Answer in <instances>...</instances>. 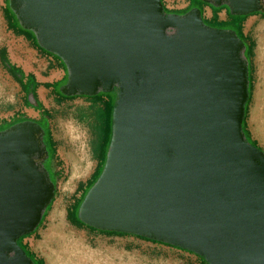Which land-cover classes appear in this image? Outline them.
Returning <instances> with one entry per match:
<instances>
[{
	"label": "water",
	"instance_id": "water-1",
	"mask_svg": "<svg viewBox=\"0 0 264 264\" xmlns=\"http://www.w3.org/2000/svg\"><path fill=\"white\" fill-rule=\"evenodd\" d=\"M232 15L262 0H203ZM20 26L58 56L67 97L118 93L103 172L79 208L97 230L179 247L209 264H264V151L246 137V44L194 7L162 0H9ZM43 127L0 130V264H35L34 233L56 184Z\"/></svg>",
	"mask_w": 264,
	"mask_h": 264
},
{
	"label": "rangeland",
	"instance_id": "rangeland-1",
	"mask_svg": "<svg viewBox=\"0 0 264 264\" xmlns=\"http://www.w3.org/2000/svg\"><path fill=\"white\" fill-rule=\"evenodd\" d=\"M7 3V0H0V50L5 48L15 63L28 64L36 72L42 73L44 81L56 83L59 74H63V69L67 74L65 64L46 55L37 49L33 42L8 28L5 16ZM163 3L171 13L180 12L177 14H184L181 12H187L191 9L189 0H163ZM211 16L212 11L206 6L203 17L210 19ZM219 16L223 21L229 20L225 10ZM243 32L249 39L256 42L254 58L248 60L252 81L250 84L252 97L248 105L246 128L251 132L252 140L257 141L259 147L264 151V141L261 142L254 137L249 124L250 111L254 106L256 90L259 86L264 87V59L261 62L260 55H256V52L259 51V44L264 38V12L249 16L243 24ZM65 80L66 76L63 82ZM117 95L116 91L107 95L111 98L113 107L117 101ZM102 100V102H97L92 97L87 96L62 100L57 97L55 91L49 90V92H44L42 95V104L51 114V119H47L38 110L27 106L21 86L9 74L5 63L0 58V128L4 127L2 130H5L16 123L28 120L36 121L44 128L48 126L56 142L57 158L60 161V166L56 161L53 165H55L57 171L62 173V178L57 181V193L55 194L54 203L44 222L38 231L25 238L23 243L28 244L30 250L39 258L44 259L47 264H50L43 243L47 238L48 227L52 225L51 214L56 206H61L64 210L61 222H64L67 230L73 231L77 239L82 238L91 249L104 251L112 249L124 253L125 261H128L131 257L133 259L132 264H205L199 255L179 247L152 243L136 238L135 235L125 237L109 236L89 230L88 227H76L69 221L68 211L78 199L76 196L78 188L82 184H87L100 162L99 150L103 139V113L106 99L103 98ZM31 102L36 105L33 97H31ZM73 131L80 135L74 136ZM108 150L109 146L107 153L105 149L103 150L102 161L104 155L107 156ZM69 155L79 159L87 157V160L83 158L84 162L82 163V166H87V170L84 175H80L75 179V183L70 188L64 189L65 183L73 174L74 162L70 160ZM79 208L76 210V217H79ZM35 244H37L35 247L38 251L34 248Z\"/></svg>",
	"mask_w": 264,
	"mask_h": 264
},
{
	"label": "trees",
	"instance_id": "trees-1",
	"mask_svg": "<svg viewBox=\"0 0 264 264\" xmlns=\"http://www.w3.org/2000/svg\"><path fill=\"white\" fill-rule=\"evenodd\" d=\"M7 1H8V3H7V7L5 9V16H6V19H7V22H8V28L11 29L13 32L17 33L18 35L25 36V38L27 40H29V41H31V42H33L35 44L37 49H39L40 51L44 52L46 55H48L50 57H53L56 60H58L61 63H63V61L58 56L47 52L46 50H44L43 48H41L38 45V42H37V39H36L34 33H32L31 31H27V30L23 29L20 26L19 21L17 20L15 14L10 9L9 0H7ZM189 2H190L191 9L193 7H198V8H200L202 10L203 14H204V8L206 6H208L211 9V11H212V16H211L210 19L204 18L205 23L208 24V25H213V26H215L217 28H224V29L227 28V29H233L234 31H236L238 36L246 44L245 55H246L247 59L250 60V59L254 58V51H255V48H256V42L251 40V39H249V37L244 34V32H243V24H244L245 20L249 16L258 15V14H260V12L263 13L264 11L253 13V14H250V15H247V16H233V15L230 14L229 9H228V7L226 5H224L222 7H214L212 5H209V4L205 3V2H203L202 0H189ZM224 10L226 11V13L228 15L229 20L223 21V20L220 19L219 15ZM165 11L167 13H171L166 7H165ZM177 13H180V12H177ZM181 13H186V12H181ZM0 58L5 63V65L7 66L6 68H8L7 71L9 72V74L21 86L22 90L25 91L24 90L25 89L24 88V84L22 83V81L20 79H18L16 77V74H19L20 76H22L23 72H22V70L20 68L16 67L15 65H11V63L9 62V58H8V52H7V50L5 48L0 50ZM30 77H31V75H28L27 79L30 80ZM67 79H68V75L66 74V80L64 82H63V80H64L63 79L62 81H59V82H56V83H53V84H50V83H44V84L34 83L33 84V90H32L31 95H32V97H33V99H34V101L36 103V107H33V108H35L40 113H42V115L44 117H46L47 119H51V114H50L49 110L44 108L42 102L39 101L38 96L36 94V90L41 85L46 87V88H53V90L55 91V94L57 95V97L59 99H62V100H70V99H75V98H78V97H82V96L67 97V96L63 95L60 92V87L67 82ZM249 81H250V84H251L252 81H251V78H250V68H249ZM108 94L109 93H99L98 95L92 97L93 100H95L97 102H102L103 98L106 99L104 101V113H103V117H104L103 139H102V143H101L100 150H99V160H100V162L98 163L97 168H96L94 174L92 175L91 179L87 182V188H86V191H85L83 197L80 200L76 201L74 203L73 207L68 211V219L76 227H80V228L88 227L89 230H92V231H95V232H99V233H102V234H105V235L125 237V236H130V235L124 234V233H118V232L97 230V229H95L93 227L85 225L82 221H80L79 217H74V213H77L76 210L82 204L85 196L87 195L88 190L91 189V187L96 183L95 181L97 180V178L99 176H101L100 174H102L104 166H105V163H106V160H107L106 154L104 155V160L103 161H102L101 157L103 155V150L105 149L106 153H107V148H108V146L110 147V143H111V139H112V128H113V112H114V109L116 107V102H117V101L115 102L114 107H113V103H112L111 98L109 96H107ZM251 97H252V95H251V85H249V100L246 103V116H245V120H244V123H243V128H244L247 140L253 146L258 147L260 150H263L262 148L259 147L257 141L252 140L251 132L249 130H247V128H246V118H247V113H248V105H249V103L251 101ZM117 99H118V97H117ZM27 106L31 107V106L28 105V103H27ZM3 128L4 127H1L0 129H3ZM43 129L45 131L44 140H45V143L47 145V149L49 151V158L46 161V167H47V169L50 172L52 180L56 184V193H57V181H59L62 178V173H60V171H57L55 165H53L54 161H56L58 166H60L59 165L60 161L57 158V146H56V142L54 141V138L52 136V133L50 131V128L47 126L46 128L43 127ZM53 203H54V201L48 207V209H47V211H46V213H45V215L43 217V220L40 223L39 227L44 222V220H45L48 212L50 211ZM39 227H38V229H39ZM38 229L32 234L20 238L19 239V244L26 251V253L34 260L35 264H47L44 259L39 258L32 250H30L28 244H24L23 243L25 238L35 234L38 231ZM135 237L139 238V239H142V240H146V241L152 242V243H157V244H163V245H166V246H171V245H168V244H165V243H161V242H157V241H154V240L146 239V238H143V237H140V236H135ZM199 257H200V259H202L203 262H205V264H209L204 257H201V256H199Z\"/></svg>",
	"mask_w": 264,
	"mask_h": 264
},
{
	"label": "bare ground",
	"instance_id": "bare-ground-1",
	"mask_svg": "<svg viewBox=\"0 0 264 264\" xmlns=\"http://www.w3.org/2000/svg\"><path fill=\"white\" fill-rule=\"evenodd\" d=\"M260 61L264 59V38L259 44ZM261 67V66H260ZM261 85V84H260ZM249 124L255 138L264 141V87L259 86L254 97V106L250 111ZM76 136L77 134L74 133ZM78 134L77 136H79ZM70 160L74 162L72 177L65 183L64 189L71 187L75 179L84 175L87 166H82L83 158L79 159L69 155ZM84 159L87 160V157ZM61 216H64V210L61 206H56L51 214L52 225L49 226L47 238H45L44 247L46 249L47 260L50 264H132L133 259L128 261L124 259V253L108 249L94 250L86 245L82 238H76L73 231L67 230L64 222H61Z\"/></svg>",
	"mask_w": 264,
	"mask_h": 264
},
{
	"label": "crops",
	"instance_id": "crops-1",
	"mask_svg": "<svg viewBox=\"0 0 264 264\" xmlns=\"http://www.w3.org/2000/svg\"><path fill=\"white\" fill-rule=\"evenodd\" d=\"M8 58H9V62L11 63V65H15L16 67L20 68L23 72V75L20 76L19 74H16V77L18 79H20L22 81V83L24 84V95H25V101L28 103L29 106L31 107H36V105H34L31 102V93L33 90V84L34 83H40V84H44V83H49V81H44V75H42V73H38L36 72L31 66H29L28 64H22V63H15L12 59V56L8 53ZM7 67V66H6ZM8 69V68H6ZM63 69V68H62ZM31 75L30 80L27 79V76ZM66 76V72L63 69V74L60 73L59 74V79L56 82L62 81ZM44 82V83H43ZM50 84H53L52 82H50ZM49 90H53V88H46L44 86H39L36 90V94L38 96V99L40 102H42V95L44 94V92H49ZM54 91V90H53ZM35 109V108H33ZM87 188V184L86 185H81L78 190H77V194L76 196L78 197L77 201L80 200ZM37 244L34 245L35 250H37V248L35 247ZM38 251V250H37Z\"/></svg>",
	"mask_w": 264,
	"mask_h": 264
},
{
	"label": "flooded vegetation",
	"instance_id": "flooded-vegetation-1",
	"mask_svg": "<svg viewBox=\"0 0 264 264\" xmlns=\"http://www.w3.org/2000/svg\"><path fill=\"white\" fill-rule=\"evenodd\" d=\"M203 1V0H202ZM204 2V1H203ZM210 5V4H209ZM213 6V5H212ZM262 6H263V10H264V3H263V0H262ZM215 7V6H214ZM229 9V8H228ZM229 12H230V9H229ZM227 14V13H226ZM230 14H231V12H230ZM232 15V14H231ZM234 16V15H233ZM210 26H212V27H215V26H213V25H210ZM25 37V36H24ZM0 130H2V129H0ZM73 210V209H72ZM71 210V211H72ZM76 215H77V213H74V217H76Z\"/></svg>",
	"mask_w": 264,
	"mask_h": 264
}]
</instances>
